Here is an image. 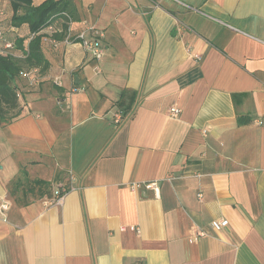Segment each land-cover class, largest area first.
I'll return each instance as SVG.
<instances>
[{
	"label": "crops",
	"instance_id": "obj_1",
	"mask_svg": "<svg viewBox=\"0 0 264 264\" xmlns=\"http://www.w3.org/2000/svg\"><path fill=\"white\" fill-rule=\"evenodd\" d=\"M69 2L102 55L45 30L39 67L14 51L0 264H264V0ZM11 16L0 0V32L28 36Z\"/></svg>",
	"mask_w": 264,
	"mask_h": 264
},
{
	"label": "trees",
	"instance_id": "obj_2",
	"mask_svg": "<svg viewBox=\"0 0 264 264\" xmlns=\"http://www.w3.org/2000/svg\"><path fill=\"white\" fill-rule=\"evenodd\" d=\"M11 9V26L17 28L26 25L29 34L25 37L6 38V40L12 42L13 50L5 55H0V98L6 102H9L12 97L16 99V93L10 87V84L21 69L18 63L19 58L14 56L15 53L13 52H19L20 56L24 57L22 61L28 67L37 68L43 61L40 49L41 37L37 35L46 28L49 19L52 16L66 13L75 22L69 0H46L36 7L32 6V0H11ZM53 38L61 41L62 35H54ZM12 107L15 108V105L13 104ZM19 115L20 111L13 117L4 119L2 122L9 124ZM59 178H62V174L60 173L54 179L56 185L59 184ZM67 187V185L58 187V194L61 195L62 190L67 191ZM48 195L50 196V194Z\"/></svg>",
	"mask_w": 264,
	"mask_h": 264
},
{
	"label": "built area",
	"instance_id": "obj_3",
	"mask_svg": "<svg viewBox=\"0 0 264 264\" xmlns=\"http://www.w3.org/2000/svg\"><path fill=\"white\" fill-rule=\"evenodd\" d=\"M74 22L71 20L69 15L66 13L58 14L55 16H52L49 21L48 25L44 29L46 34L49 35L50 42L52 44H56V39L53 38L54 35H62V40L64 44L71 45V44H79L82 46L84 50H87L91 53L94 60H100L102 55V48L100 47V41L103 39V34L96 30L93 26H89L87 24H83V29L78 32L74 33L73 30ZM63 27V28H62ZM13 50L12 42L6 40L4 35L0 32V55H5L8 52ZM14 53V52H13ZM16 56V54H14ZM24 59V57L20 56ZM180 111L177 108H170L169 109V115L171 117H177L179 115ZM132 190H137L140 187H143L147 190H154L157 191V184L154 182L149 183H143V184H132L131 186ZM62 194H58L56 192L53 195V202L52 204H59L63 196L65 194V190L61 191ZM10 208V204L7 200L3 199L0 202V218L3 222H6V213L8 212ZM227 222L224 220H219L214 222L211 227L219 230L221 228H225L227 226ZM134 231H137V229H133ZM205 233L200 231L196 233V235L189 240V242H195L198 238L204 237Z\"/></svg>",
	"mask_w": 264,
	"mask_h": 264
},
{
	"label": "rangeland",
	"instance_id": "obj_4",
	"mask_svg": "<svg viewBox=\"0 0 264 264\" xmlns=\"http://www.w3.org/2000/svg\"><path fill=\"white\" fill-rule=\"evenodd\" d=\"M5 34H7V33L5 32ZM5 38H8V39H10V37H5Z\"/></svg>",
	"mask_w": 264,
	"mask_h": 264
}]
</instances>
